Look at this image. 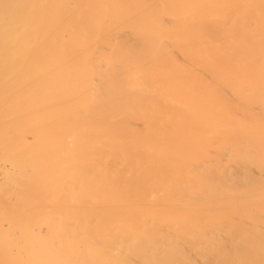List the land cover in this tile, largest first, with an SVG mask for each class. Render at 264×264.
<instances>
[{
	"label": "bare ground",
	"instance_id": "bare-ground-1",
	"mask_svg": "<svg viewBox=\"0 0 264 264\" xmlns=\"http://www.w3.org/2000/svg\"><path fill=\"white\" fill-rule=\"evenodd\" d=\"M0 264H264V0H0Z\"/></svg>",
	"mask_w": 264,
	"mask_h": 264
}]
</instances>
